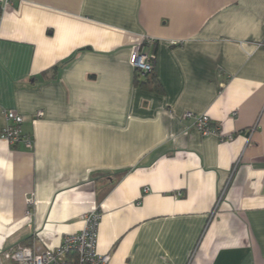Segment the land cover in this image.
Instances as JSON below:
<instances>
[{
	"label": "crops",
	"instance_id": "1",
	"mask_svg": "<svg viewBox=\"0 0 264 264\" xmlns=\"http://www.w3.org/2000/svg\"><path fill=\"white\" fill-rule=\"evenodd\" d=\"M263 42L264 0H0V131L34 143L0 142V264L93 211L110 264H264Z\"/></svg>",
	"mask_w": 264,
	"mask_h": 264
},
{
	"label": "built area",
	"instance_id": "2",
	"mask_svg": "<svg viewBox=\"0 0 264 264\" xmlns=\"http://www.w3.org/2000/svg\"><path fill=\"white\" fill-rule=\"evenodd\" d=\"M147 41L153 42L148 38ZM259 46L264 47V42ZM143 47V45L137 46L130 57L131 66L142 77L154 70L156 60L155 55L145 52ZM4 115L8 124L0 131V142L15 146L23 141L28 148H32L34 146L32 138L23 135L22 131L25 118L16 110H5ZM38 116L40 117L42 114L39 113ZM185 118H193L194 126L203 136L219 134V128L213 126L210 118L206 115L195 116L192 113H186ZM224 139L221 138L222 141ZM228 139L231 140L232 136H229ZM101 217L98 211L87 214L84 218L83 230L65 236L60 246L54 250L19 246L6 254V258L13 264H110L111 254H101L98 251Z\"/></svg>",
	"mask_w": 264,
	"mask_h": 264
},
{
	"label": "trees",
	"instance_id": "3",
	"mask_svg": "<svg viewBox=\"0 0 264 264\" xmlns=\"http://www.w3.org/2000/svg\"><path fill=\"white\" fill-rule=\"evenodd\" d=\"M136 75H137V82L139 85L151 87L154 89L160 88V85L158 84V81H157V75H156L155 67H154V70L152 72L148 73L144 77H142L138 71H136ZM143 78H144V80H143ZM140 80H142V81H140Z\"/></svg>",
	"mask_w": 264,
	"mask_h": 264
}]
</instances>
